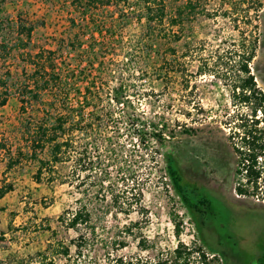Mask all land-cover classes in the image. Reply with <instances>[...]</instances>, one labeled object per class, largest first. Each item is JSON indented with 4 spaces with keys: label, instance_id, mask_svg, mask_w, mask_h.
Here are the masks:
<instances>
[{
    "label": "rangeland",
    "instance_id": "obj_1",
    "mask_svg": "<svg viewBox=\"0 0 264 264\" xmlns=\"http://www.w3.org/2000/svg\"><path fill=\"white\" fill-rule=\"evenodd\" d=\"M69 1L0 0V45L5 46L4 51L0 48V78L7 77L5 71L10 74L6 81L10 93L0 107V180L12 186V191L0 199V232L4 234L0 241V264H35V254L44 249L54 262L64 263L56 251L46 249L47 244L67 249L68 264H108L118 257L151 261L168 256L176 246L172 214L179 224L178 240L186 248H200L208 258L216 259L219 250L228 248L239 259L241 255L233 243L252 235L255 242L252 246L247 244L245 252V256L251 255L264 242V213L245 212L242 208L264 210V200L259 196L235 195V156L226 126L239 113L248 112L246 106L233 103L231 89L245 76L239 66L253 41L254 57L247 63V69L256 87L264 92V0H198V11L179 28L164 26L167 37L161 32L159 37L147 41L152 45H146L145 49L141 47L148 40L149 31L136 14L128 11L117 17L111 6L104 10L108 18L113 14L111 26L102 28L99 36L89 37L83 23L68 24V15L75 17L69 11ZM167 12L172 16V3ZM19 21L32 27L29 40L22 45L15 33ZM71 39H80L82 47L102 48L99 63L94 67H83L79 49L70 51L68 56L64 49L58 53L56 65L64 70L65 64H69L74 78H81L72 87L77 86L81 92L84 78L94 88L99 87L97 80L105 64L120 62L124 56L129 58L127 65L140 81H133L130 90H134V96L128 104L155 121L163 119L171 133L163 150L172 155L183 184L197 190L200 197L205 196L202 190L212 191L233 205L218 200L214 217L192 219L163 175V163L159 159L157 164L147 160V175L139 184L141 211L131 212L127 217L108 214L96 225V234L91 237L84 225L65 229L56 221L63 209L75 207L78 194L73 187L47 185L43 180L34 182L35 164L24 158L5 170L1 149L4 146L10 151L17 148L24 152L23 126L40 116L37 103L24 105L22 109L15 95L25 74L30 72L23 54L53 50ZM80 98V94H72L66 104L75 106ZM53 108L59 109L55 105ZM109 130L105 133L109 134ZM120 140L124 142L123 138ZM110 172L113 174L114 170ZM196 221L201 222L200 229ZM129 224H132L130 235L123 234L121 228ZM46 225L50 230H43ZM79 237L86 240H81L77 253L75 242H79ZM117 240L125 242L121 249H115ZM216 259L210 264H220ZM192 260L197 264L193 257Z\"/></svg>",
    "mask_w": 264,
    "mask_h": 264
},
{
    "label": "trees",
    "instance_id": "obj_2",
    "mask_svg": "<svg viewBox=\"0 0 264 264\" xmlns=\"http://www.w3.org/2000/svg\"><path fill=\"white\" fill-rule=\"evenodd\" d=\"M170 3L173 4L172 16L167 15ZM69 6L70 13H74L77 19L68 15V24L74 26L83 23L82 27L88 29L89 37L94 34L99 36L102 28L107 24L111 26L113 14L108 18L104 13L111 6L116 9L117 17L128 11L136 14L137 20L149 31L148 40L141 47L145 49L146 45H152L147 41L159 37L161 32L164 38L167 37L164 26L179 28L184 20L198 11L200 3L198 0H70ZM31 31L30 25L24 26L21 21L16 23L17 42L22 45L23 41H28ZM80 41L71 39L66 43L70 44L69 47L61 44L53 50L41 49L32 55L23 54L30 72L25 74L15 95L22 109L24 105L37 103L40 116L35 122L30 120L23 126L24 152L17 148L10 151L4 146L1 149L5 170H10L20 158H24L35 164L32 175L34 182L43 180L47 185L55 183L73 187L78 194L74 200L75 207L63 209L56 221L65 229L84 225L86 233L91 237L96 234V225L108 214L115 217L119 213L127 217L131 212L141 211L139 184L147 175V160L157 164L159 159L163 163V175L192 219L196 216L200 219L214 217L218 200L231 204L227 198L212 191L202 190L205 196L200 197L197 190L188 189L183 184L172 155L163 150L171 135L163 119L155 121L152 116L128 104L129 98L134 96V90H130L133 81H140L134 75L133 68L127 65L129 58L124 56L120 62L105 64L97 80L99 87L94 88L86 78L82 82L85 84L81 92L77 86L72 87L75 81L80 83L81 78H74L69 64H65L64 70L56 65L55 57L58 53L64 49L68 56L70 51L79 49L83 67H94L99 63L102 49L93 45L82 47ZM0 48L5 50L4 45H0ZM254 49L253 41L248 53L242 56L245 58L244 63L239 66L245 76L231 89L233 103L246 106L248 112L236 115L235 121L226 127L227 138L232 143L235 156V195L259 196L264 200V92L256 87L254 77L247 69V63L254 57ZM4 73L7 77L0 78V107L5 104L10 93L6 82L10 74L7 71ZM158 79L162 81L161 77ZM108 81L113 82V85L110 86ZM72 94H80V102L68 106L67 99ZM54 105L59 109H54ZM85 110L86 114H82ZM108 129L110 133L106 134ZM111 170H114L113 174ZM11 191L12 186L0 180V199ZM242 210L264 213L259 208L249 210L243 207ZM171 217L177 243L168 256L151 261L118 257L108 264H193L192 257L197 264H210L216 259L214 256L208 258L200 248L183 246L178 240L179 224L173 214ZM195 224L200 229L201 222L196 221ZM131 227L132 224L123 226L121 232L130 235ZM43 230H50V227L46 225ZM3 235L0 232V241ZM81 240L86 239L79 237V242H75L77 253L81 249ZM124 243L123 240H117L115 249H121ZM46 249L56 251L65 260L62 264L69 263L67 249L52 244H47ZM35 256V264H59L45 255V249ZM251 257L252 264H264V242Z\"/></svg>",
    "mask_w": 264,
    "mask_h": 264
},
{
    "label": "flooded vegetation",
    "instance_id": "obj_3",
    "mask_svg": "<svg viewBox=\"0 0 264 264\" xmlns=\"http://www.w3.org/2000/svg\"><path fill=\"white\" fill-rule=\"evenodd\" d=\"M233 238V237H232ZM255 242V238L254 236L252 237V235L250 237H247L245 240L239 239V240H235V243H233V246L238 249L239 254L241 255L239 257V259H235L232 255H231V250L228 248L225 249H221L219 250V252H217V261L221 264H252V257L251 255H246L245 256V252L247 253V249H246V245L250 244L251 246L253 245V243ZM245 244V245H244ZM245 259V261L243 262V260Z\"/></svg>",
    "mask_w": 264,
    "mask_h": 264
}]
</instances>
